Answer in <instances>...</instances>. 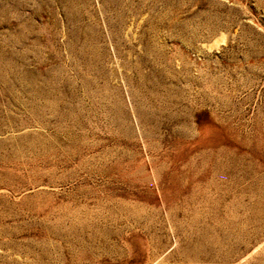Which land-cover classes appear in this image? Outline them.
<instances>
[{"label": "rangeland", "instance_id": "1", "mask_svg": "<svg viewBox=\"0 0 264 264\" xmlns=\"http://www.w3.org/2000/svg\"><path fill=\"white\" fill-rule=\"evenodd\" d=\"M0 264H264V0H0Z\"/></svg>", "mask_w": 264, "mask_h": 264}]
</instances>
